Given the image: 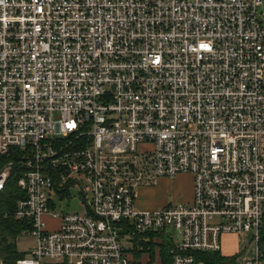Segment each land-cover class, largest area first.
I'll list each match as a JSON object with an SVG mask.
<instances>
[{"label": "built area", "instance_id": "obj_1", "mask_svg": "<svg viewBox=\"0 0 264 264\" xmlns=\"http://www.w3.org/2000/svg\"><path fill=\"white\" fill-rule=\"evenodd\" d=\"M13 169L16 264H143L145 233L170 264L252 233L264 264V0H0V193ZM185 172L191 203L137 208Z\"/></svg>", "mask_w": 264, "mask_h": 264}, {"label": "trees", "instance_id": "obj_2", "mask_svg": "<svg viewBox=\"0 0 264 264\" xmlns=\"http://www.w3.org/2000/svg\"><path fill=\"white\" fill-rule=\"evenodd\" d=\"M17 179L18 171L13 169L5 190L0 193V255L4 264H16V260L25 255L24 251L18 249L16 239L23 232L27 233L28 223L18 221L13 216L16 202L21 196ZM155 235L154 233H145L131 238L135 259L140 257L137 258L136 253L149 251L151 258H154V247L157 246L154 241ZM171 246L172 243L165 239L160 244V255L163 264H170L171 262L169 252ZM196 258L199 263L204 264H237V256H224L220 251H199L196 253Z\"/></svg>", "mask_w": 264, "mask_h": 264}, {"label": "crops", "instance_id": "obj_3", "mask_svg": "<svg viewBox=\"0 0 264 264\" xmlns=\"http://www.w3.org/2000/svg\"><path fill=\"white\" fill-rule=\"evenodd\" d=\"M183 181L186 183V187L183 186ZM172 183H174V186L176 188L175 196L177 197L182 196L180 199H183V200L181 201H183L184 203H191L193 200V196H194V177L191 173L185 172V173H180L174 177H161L158 179L155 186L147 188L150 191L151 190L161 191V193L158 194L156 197L155 196L150 197V201L148 205L147 204L143 205L144 206L143 210H155V209H159L160 207L166 205L167 204L166 199L168 195L170 196L171 194L170 190L172 187ZM139 196L140 195L138 192L137 199L139 198ZM138 203L139 202H137V204ZM239 237H240L239 235L231 234V233L222 235L221 237L222 248L220 250L221 254L224 256H237L238 253L241 251L237 243ZM154 241L155 243H157V246H156L153 259L151 258L149 252H143L139 258L137 257L139 260L143 261V264H162L161 263L162 257L160 255V244L164 241V238L155 236ZM130 247H131L130 250H132V252H130V256L132 258H136L134 256V252H133L134 247L132 243ZM201 264H204V263H201Z\"/></svg>", "mask_w": 264, "mask_h": 264}, {"label": "rangeland", "instance_id": "obj_4", "mask_svg": "<svg viewBox=\"0 0 264 264\" xmlns=\"http://www.w3.org/2000/svg\"><path fill=\"white\" fill-rule=\"evenodd\" d=\"M156 185V184H155ZM155 185H151V186H143V188H139L138 192H139V198L136 200V206L137 208L139 209H144V206L143 205H148L149 201H150V197L152 196H157L158 194L161 193V191H158V190H148L147 188L149 187H153ZM183 186L186 187V183L183 181ZM170 190V188H169ZM74 192V194L76 193L75 190H72ZM171 194L170 196L168 195L167 197V201H166V205L164 206H167L169 204L171 205H176V204H179L180 202H183L181 200L183 199H180L181 197H177L175 196V191H176V188L174 186V183H172V187H171ZM81 198L79 197H76V198H73V199H63L62 203H61V207H60V211H68V212H84V207L83 205L81 204L80 202ZM137 202H139L137 204ZM162 206V207H164ZM160 207V208H162ZM49 224L51 226H55L56 225V221H50ZM252 233H246L244 235H241L238 239V247L239 249L242 250V254L245 255V256H249V257H253L254 254H255V244L253 242H251V239H252ZM16 242H17V246H18V249L19 250H27V249H30L31 246L33 245V237L31 236L30 233H26V232H23L17 239H16ZM130 247V246H128ZM154 250H156V247H154ZM159 250V249H157ZM150 253V251H149ZM137 257L140 256L142 253H136Z\"/></svg>", "mask_w": 264, "mask_h": 264}]
</instances>
